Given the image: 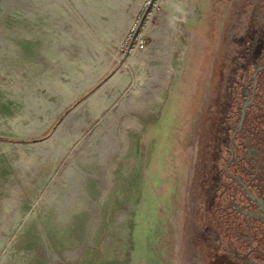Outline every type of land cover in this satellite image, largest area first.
I'll list each match as a JSON object with an SVG mask.
<instances>
[{
    "label": "rangeland",
    "instance_id": "obj_1",
    "mask_svg": "<svg viewBox=\"0 0 264 264\" xmlns=\"http://www.w3.org/2000/svg\"><path fill=\"white\" fill-rule=\"evenodd\" d=\"M148 1L0 0V264L115 263L218 3Z\"/></svg>",
    "mask_w": 264,
    "mask_h": 264
},
{
    "label": "water",
    "instance_id": "obj_2",
    "mask_svg": "<svg viewBox=\"0 0 264 264\" xmlns=\"http://www.w3.org/2000/svg\"><path fill=\"white\" fill-rule=\"evenodd\" d=\"M262 52L264 0H218L114 264H264V203L255 219L237 211L251 203L225 175L230 129L219 133L221 110L238 114ZM249 186L256 196L257 183Z\"/></svg>",
    "mask_w": 264,
    "mask_h": 264
},
{
    "label": "flooded vegetation",
    "instance_id": "obj_3",
    "mask_svg": "<svg viewBox=\"0 0 264 264\" xmlns=\"http://www.w3.org/2000/svg\"><path fill=\"white\" fill-rule=\"evenodd\" d=\"M231 80L232 79H230V81ZM251 80L252 83L250 87L249 83L242 87V89L248 90V92L247 94H243V102L238 107V114L236 116H226V110H221V112L224 113V117L221 116L219 118V133H223L222 130L224 131L227 128L230 129L229 142L225 145L229 153V159L224 166L225 175L237 183L235 192L238 193L240 190L241 194L251 203V207H246V205H244L242 209L239 207L237 208L238 212L245 215V220L249 217L255 219V204L260 206L262 204L261 202L264 203V99L260 100L258 96L261 92H258V87L260 90L262 89V91H264L263 52L260 53L254 65ZM221 123L226 126L221 125ZM221 144L222 137L219 136V150ZM242 163H245V165ZM229 167L239 173H229L227 171ZM243 174H249L250 176L249 180L245 183H242L241 180V175ZM254 182L257 183V195L253 197L249 184ZM233 195L235 196L236 194L234 193Z\"/></svg>",
    "mask_w": 264,
    "mask_h": 264
},
{
    "label": "built area",
    "instance_id": "obj_4",
    "mask_svg": "<svg viewBox=\"0 0 264 264\" xmlns=\"http://www.w3.org/2000/svg\"><path fill=\"white\" fill-rule=\"evenodd\" d=\"M163 0H150L147 2L148 4V7L146 8L144 14H143V19H146V24L149 25L151 24V21L153 19V16H154V13H155V10H156V5L159 6V4H161ZM178 4H180L183 7H185L184 5H182V3L180 2L181 0H175ZM186 1L185 3L187 4V0H184ZM147 6V5H145ZM181 8V9H182ZM190 8V7H189ZM149 9L151 10V13L149 11ZM183 12V11H182ZM183 13H186V20H188L191 16V14L193 13H189V10H187L186 12H183ZM183 13H180L181 15ZM171 16V15H170ZM174 18V17H172ZM171 22V21H170ZM135 49H143V41L142 39L140 38V35L138 36V38L136 39V43H135Z\"/></svg>",
    "mask_w": 264,
    "mask_h": 264
},
{
    "label": "bare ground",
    "instance_id": "obj_5",
    "mask_svg": "<svg viewBox=\"0 0 264 264\" xmlns=\"http://www.w3.org/2000/svg\"><path fill=\"white\" fill-rule=\"evenodd\" d=\"M180 2L182 3V5H186V3H185L186 1L182 0V1H180ZM192 12H193V8L190 7V8H189V13H192ZM114 75H115V74H114ZM114 75H113V76H114ZM113 76H112V77H113Z\"/></svg>",
    "mask_w": 264,
    "mask_h": 264
},
{
    "label": "crops",
    "instance_id": "obj_6",
    "mask_svg": "<svg viewBox=\"0 0 264 264\" xmlns=\"http://www.w3.org/2000/svg\"><path fill=\"white\" fill-rule=\"evenodd\" d=\"M201 1H202V0H196V2H197L198 4H201Z\"/></svg>",
    "mask_w": 264,
    "mask_h": 264
}]
</instances>
